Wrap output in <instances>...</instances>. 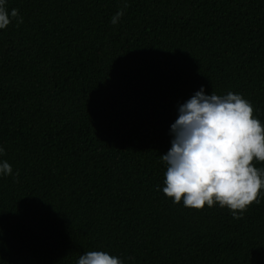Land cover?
Instances as JSON below:
<instances>
[{"label":"trees","instance_id":"1","mask_svg":"<svg viewBox=\"0 0 264 264\" xmlns=\"http://www.w3.org/2000/svg\"><path fill=\"white\" fill-rule=\"evenodd\" d=\"M126 2L6 0L23 22L0 29V264H264V188L240 219L186 208L161 158L201 88L264 126V0Z\"/></svg>","mask_w":264,"mask_h":264},{"label":"clouds","instance_id":"2","mask_svg":"<svg viewBox=\"0 0 264 264\" xmlns=\"http://www.w3.org/2000/svg\"><path fill=\"white\" fill-rule=\"evenodd\" d=\"M5 5L6 0H0V29H6L13 19L22 23L18 9L9 15ZM123 15L121 9L111 23L117 24ZM253 113L252 104L242 95H205L203 88L180 105L178 119L171 126L172 147L161 156L167 165L163 193L177 205L183 200L190 209L227 207L235 219L259 203L264 169L256 168L253 161L264 162V126ZM5 175L12 176L13 169L7 161H0V176ZM15 175L18 178L19 173ZM77 264L123 262L105 251H88Z\"/></svg>","mask_w":264,"mask_h":264}]
</instances>
